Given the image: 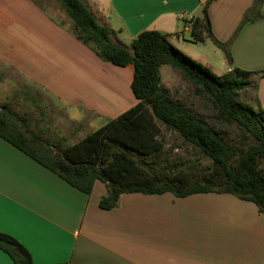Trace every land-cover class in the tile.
I'll return each mask as SVG.
<instances>
[{"label": "crops", "instance_id": "0c3cea01", "mask_svg": "<svg viewBox=\"0 0 264 264\" xmlns=\"http://www.w3.org/2000/svg\"><path fill=\"white\" fill-rule=\"evenodd\" d=\"M83 1L114 41L129 46L140 32L158 30L216 75L234 67L251 72L245 103L264 109V0L254 10V0L209 2L211 32L229 61L206 33L201 41L179 40V14L201 17L206 0ZM64 14L51 0H0V105L60 147L136 103L127 99L113 117L83 132L89 115L99 114L93 104L100 96L86 74L116 69L75 37ZM187 31L192 36L191 26ZM126 66L118 74L130 79ZM81 90L88 91L85 104ZM106 193L98 180L89 193L77 189L0 136V231L17 238L34 264H264V214L252 201L212 191L130 192L103 209ZM0 264H14L1 249Z\"/></svg>", "mask_w": 264, "mask_h": 264}, {"label": "trees", "instance_id": "16d2710c", "mask_svg": "<svg viewBox=\"0 0 264 264\" xmlns=\"http://www.w3.org/2000/svg\"><path fill=\"white\" fill-rule=\"evenodd\" d=\"M71 20L75 37L89 45L102 60L116 66L132 65L130 90L136 103L77 142L60 147L40 139L27 128V119L0 105V136L58 174L70 185L89 193L96 180L105 184L107 193L99 206L116 205L120 194L130 192L162 193L185 196L199 192L230 193L252 201L264 214V109L240 102L238 93L250 81L251 72L234 67L221 75L192 59L175 47L168 34L144 30L127 46L112 40L108 25L100 24L83 0H57ZM206 0L201 17L191 23L194 41L206 33L230 57L226 45L214 37L210 28ZM261 0H254V10ZM169 65L209 96L219 119L236 124L246 135V145H235L203 118L174 99L161 85L159 68ZM264 75V71L260 73ZM160 122L178 133L181 139L207 156L211 171L187 182L181 173L163 176L146 166L129 151L143 156L157 154L162 143L157 139ZM0 249L14 264H34L28 249L17 238L0 231Z\"/></svg>", "mask_w": 264, "mask_h": 264}, {"label": "rangeland", "instance_id": "374dc122", "mask_svg": "<svg viewBox=\"0 0 264 264\" xmlns=\"http://www.w3.org/2000/svg\"><path fill=\"white\" fill-rule=\"evenodd\" d=\"M51 1L55 3L60 12L65 13L57 0ZM67 17L68 16L66 15L65 18L62 17V19L69 24L70 22ZM183 20L186 21L185 19H182V22L177 29L180 31L179 34H182V36L179 37V40L195 42L193 37L187 31L191 25ZM173 38H175V36ZM108 65L116 70L112 72L104 67V72L101 76L94 77L91 73L86 74L93 79L92 83H97L93 89L95 91L97 87L96 90L100 96L97 103L93 104L97 107L96 109L99 114L94 116L89 115L88 119L90 121L83 125V132L91 130L90 128L100 126L104 121L113 117L116 112L120 110V106L124 101L133 98L129 87L133 70L132 65L129 64V67L131 68L130 79H126V77L118 74V71H121L127 66ZM164 67L171 66H162L161 85L174 99L180 101L198 117L203 118L227 141L235 145L247 144L248 141L246 135L236 124L219 119L209 96L204 94L199 87L184 78L177 69L172 67L167 71H164ZM89 86V80L83 81L84 90H89ZM84 90H81V96L82 101L85 104L88 101V91ZM251 92L252 89L247 90L246 88L239 91L238 100L245 103L247 96L251 94ZM106 95H108L107 98ZM157 124L160 127L157 139L162 143V149L157 154L150 156H143L132 151H129L130 154H132L137 160L143 162L146 166L160 170L163 173V176H166L167 174L171 175L172 173H181L183 176L187 177L188 183L194 179H201L203 175L211 171L209 158L202 154L197 147L183 141L178 133L165 128L160 122H157ZM40 125H42V123ZM260 166L264 172V164L261 163Z\"/></svg>", "mask_w": 264, "mask_h": 264}, {"label": "built area", "instance_id": "2783aa9c", "mask_svg": "<svg viewBox=\"0 0 264 264\" xmlns=\"http://www.w3.org/2000/svg\"><path fill=\"white\" fill-rule=\"evenodd\" d=\"M180 19H185L189 24L192 23L193 21V16L192 15H185V14H179Z\"/></svg>", "mask_w": 264, "mask_h": 264}]
</instances>
